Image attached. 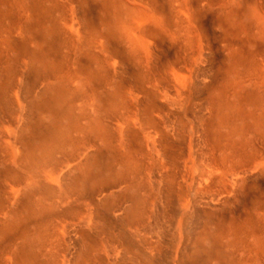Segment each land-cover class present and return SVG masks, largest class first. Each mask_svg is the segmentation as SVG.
<instances>
[{
	"label": "rangeland",
	"instance_id": "obj_1",
	"mask_svg": "<svg viewBox=\"0 0 264 264\" xmlns=\"http://www.w3.org/2000/svg\"><path fill=\"white\" fill-rule=\"evenodd\" d=\"M0 264H264V1L0 0Z\"/></svg>",
	"mask_w": 264,
	"mask_h": 264
},
{
	"label": "bare ground",
	"instance_id": "obj_2",
	"mask_svg": "<svg viewBox=\"0 0 264 264\" xmlns=\"http://www.w3.org/2000/svg\"><path fill=\"white\" fill-rule=\"evenodd\" d=\"M13 11L15 12V11H17V8L15 7V8H13ZM15 17V16H14ZM58 70V69H57ZM57 70H53L52 71V75H54V73L57 71ZM18 121V120H17ZM20 122V121H19ZM17 128V127H16ZM14 129V128H13ZM12 133V132H11ZM14 134V133H13ZM15 134H16V131H15ZM10 137V136H9ZM56 138H57V143L55 144V147H54V150L55 149H57L58 147H60L61 145H60V142H59V139H60V137L59 136H56ZM54 139V138H53ZM11 141H14V140H11ZM9 142V141H8ZM11 143V142H10ZM9 144V143H8ZM11 147H12V145H11ZM13 150V149H12ZM14 151V150H13ZM18 152V151H17ZM17 155V154H16ZM13 160V159H12ZM47 159H44V160H42L41 161V163H43L44 161H46ZM11 161V160H10ZM59 162V161H58ZM13 165V164H12ZM223 165V164H222ZM20 168V167H19ZM54 170V168L52 167V171ZM19 172V171H18ZM25 172V171H24ZM58 177V176H57ZM32 178V177H31ZM48 179V178H47ZM51 179V178H50ZM51 180H53V179H51ZM54 180H55V178H54ZM46 181V180H45ZM53 182V181H52ZM54 183V182H53ZM233 183V182H232ZM37 211H34V213H33V215L36 213Z\"/></svg>",
	"mask_w": 264,
	"mask_h": 264
},
{
	"label": "crops",
	"instance_id": "obj_3",
	"mask_svg": "<svg viewBox=\"0 0 264 264\" xmlns=\"http://www.w3.org/2000/svg\"><path fill=\"white\" fill-rule=\"evenodd\" d=\"M264 1V0H263Z\"/></svg>",
	"mask_w": 264,
	"mask_h": 264
}]
</instances>
